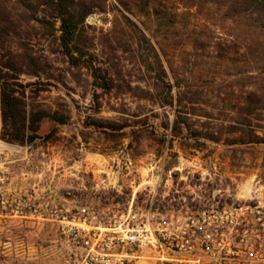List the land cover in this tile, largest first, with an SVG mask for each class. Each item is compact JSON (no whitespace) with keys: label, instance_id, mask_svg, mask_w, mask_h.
Listing matches in <instances>:
<instances>
[{"label":"rangeland","instance_id":"374dc122","mask_svg":"<svg viewBox=\"0 0 264 264\" xmlns=\"http://www.w3.org/2000/svg\"><path fill=\"white\" fill-rule=\"evenodd\" d=\"M42 1L5 0L23 27L0 40V75L66 121L0 139V264H82L81 226L151 234L112 249L125 264H264V143H229L252 91L264 134V35L209 0H66L85 14L71 62Z\"/></svg>","mask_w":264,"mask_h":264},{"label":"trees","instance_id":"16d2710c","mask_svg":"<svg viewBox=\"0 0 264 264\" xmlns=\"http://www.w3.org/2000/svg\"><path fill=\"white\" fill-rule=\"evenodd\" d=\"M189 2L191 0H188ZM39 2V1H38ZM209 2L223 8H227L235 14L239 19L249 21V26L258 30L257 39L264 35V0H209ZM43 7H47L50 11V16L59 22L60 42L66 55L71 62L76 61V58L71 54L72 42L74 40L77 28L83 22L85 14H79L68 6L66 0H43L40 3ZM25 8H30V5H24ZM5 9V0H0V40L5 37L16 34L23 27H16V24L7 21L3 18ZM19 30H18V29ZM259 41V40H258ZM257 42L253 39V44ZM263 45V44H261ZM30 62L34 65L37 63L34 59L26 55ZM38 66V65H37ZM163 70V69H162ZM34 76H37V71H34ZM0 139L10 144H31L37 139H41L36 134L38 124L43 119H48L51 122L63 124L66 119L57 113L47 112L36 108H27L22 100V94L19 92V86L14 82H9L0 75ZM21 95V97H19ZM256 92L249 93L247 98V106L244 113V119L248 132L243 134V137L229 141V143L238 142L239 144H262L264 143V134L259 136L257 130L250 125L249 120L257 112L263 109L261 98L256 96ZM243 124V123H242Z\"/></svg>","mask_w":264,"mask_h":264},{"label":"built area","instance_id":"2783aa9c","mask_svg":"<svg viewBox=\"0 0 264 264\" xmlns=\"http://www.w3.org/2000/svg\"><path fill=\"white\" fill-rule=\"evenodd\" d=\"M101 230L98 234H94L93 238L89 237L88 231L82 226L68 231L67 238L86 250L82 264H125L128 255L112 251L119 243L141 246L153 241L151 234L141 237L140 231L134 228L123 230L118 227L110 236L103 234V228Z\"/></svg>","mask_w":264,"mask_h":264}]
</instances>
